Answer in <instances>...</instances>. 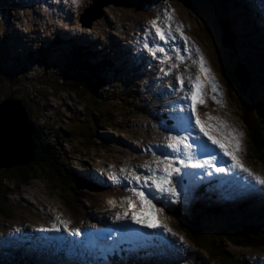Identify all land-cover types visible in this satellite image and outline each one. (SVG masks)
Masks as SVG:
<instances>
[{
    "label": "rangeland",
    "instance_id": "obj_1",
    "mask_svg": "<svg viewBox=\"0 0 264 264\" xmlns=\"http://www.w3.org/2000/svg\"><path fill=\"white\" fill-rule=\"evenodd\" d=\"M237 1L238 4H234L230 0L229 11L224 14L225 18L232 22L234 36L231 34L230 39L235 38L234 49L232 46L222 47L223 45L219 41L218 20L211 24L210 18L207 17V22L204 24V18L198 12L199 9H197L198 11L195 7L193 9L187 0H126L106 7L105 15L95 21L91 27H85L82 19L86 20L89 17L90 13L86 9H89L93 0H77L76 3H73V0H0V52L3 54L2 49H6L8 51L7 58H9V62H7L4 59L6 57L0 53V87L6 89L12 82L14 77L11 78L10 74H12L11 67L13 65H18L13 72L17 76L24 69L25 74L28 75L24 80L25 86L22 84L16 88L18 90L25 88L23 94L27 97V104L32 102L30 104L33 106V115L39 130L51 134L54 146L58 144L63 151L62 158L67 161L68 169L75 171L85 180L96 182L94 184L98 186L97 189L104 191L102 193L91 192L84 196L79 189H75L73 192L71 190V186H74L73 179L69 178L67 174L58 175L57 171L55 172L53 169L49 171L47 168H43L42 171H39L38 176L17 189L14 187L20 182L4 179L2 183L9 192L6 203L13 205H6L7 212L1 210L9 216H0V264H60L58 260L61 258L58 250L71 251L70 241L74 242L75 251L81 250V253L85 257L87 256L85 261L79 259L78 264L86 263L89 256L92 260L91 264H111L99 256L97 259L91 255L92 248H87L84 241L88 240V246L92 245L91 241L96 245L104 243L89 229L99 228L100 222L113 221L111 218L114 217L113 214L117 210L122 209L121 204L126 207V198L133 197L130 188H142L146 195L153 199L156 190L151 185V180L146 182L147 186L144 181L145 176L152 175L148 168L156 169L158 167L157 158L161 160L164 156H168L170 159L176 158L177 154L164 146L169 142L168 137L175 133L174 129H168L170 123L173 122L176 128L177 122L173 117L171 121L166 111L164 115L158 114L161 113V108L173 111L175 104L181 103V97L188 94L189 78H194L195 74L199 72L198 65L193 63L195 50L185 51L186 46L191 48L194 44L199 48L206 67L211 70L217 85L213 92L208 87V82L205 81L203 92L205 103L199 107L202 109H199L198 115L202 120L211 124H213V120L208 121V115L217 117L226 125L225 128L216 123V126L220 127L222 131H227L230 128L240 134L242 163L255 174L264 177V163L256 160H259L258 156L254 157L255 153L259 151L258 144H253L251 141L252 134L257 139H264V105H259V102H264V32L262 31L264 28V0H245L244 6L239 5V0ZM201 8L205 9L204 6ZM204 12L209 13L212 17L209 9H205ZM166 14L171 15L172 19H167ZM216 15L218 16L217 13ZM234 17L235 19H232ZM153 19H158V24L163 27L165 33L169 34L165 40H160L156 35L149 36L142 28L139 30L134 27L131 30H126L129 23L135 25L137 21L149 22ZM177 27L181 28L184 36L188 37V41H185L176 31ZM256 27L258 28L255 29ZM258 29L260 31L255 33L254 31ZM8 32L10 35L2 37ZM86 32L90 34L89 38L84 36ZM173 34H176L174 39H167ZM131 35L136 39L132 40V44L125 51L123 49L126 44L125 38L133 39ZM57 37H63L62 40L67 37L83 39L88 43H90V38L96 37V40H99L101 45L98 46L95 42L97 45L95 49L84 48L82 45H86L85 42H73L79 48L80 53H84L82 59L89 66L93 65L94 68V66L102 65L104 61H107L106 66L109 68L105 69L104 75L102 74L105 78L104 88L93 96L97 102L92 101V97L89 96L92 93L85 87L55 90L50 87L47 96L46 89L49 86V78L48 72L43 67L44 62H37L33 67L26 62L29 60L26 59L28 51L32 48L51 46ZM106 43L109 48L105 50L103 48L107 46ZM141 43H143L144 51L148 49L144 47L145 43L148 44V47L150 46L151 52H155L157 48L165 50L163 53L156 52L155 56L149 55L152 57L151 64L154 70L138 64L142 57ZM3 45H6L7 48ZM99 49L101 51L97 52ZM52 50L56 51L57 49L54 47ZM18 55L21 56V59L16 61L15 57ZM165 56L168 59H164ZM177 56L183 57V62L178 60ZM54 57H49V60L53 61ZM64 57H73V55L67 53ZM120 58H126L125 65L120 63ZM156 61H158L157 67L153 64ZM236 62L242 63L247 70L250 76L249 84L242 85L237 78L232 77L235 70L232 66L237 65ZM128 67H133V75L139 77H132ZM226 67L227 73H224L222 68ZM101 72L102 70H100ZM115 74L118 76L114 78ZM200 75L204 80V75L202 73ZM5 76H8V79ZM178 76L185 82L183 88L177 83ZM126 82H131L128 90L130 95H123L127 90ZM241 85L245 90L243 96L239 95L242 89ZM7 96L4 95L1 99ZM135 96H138L140 100H136ZM29 98L33 100L31 101ZM246 99L248 100L249 126L242 119L244 113L242 100L246 101ZM94 105H98V107L91 109L90 107ZM148 109L150 110L148 111ZM89 111L90 114H87ZM98 112L101 122L95 124L96 122L92 119L97 117ZM84 115L86 119L80 121L79 119L83 120ZM72 116L79 117L78 121L72 119ZM87 117H91V119L88 120ZM62 126L72 128L73 132L61 140L58 137L55 138L54 134ZM91 126H94V129L91 130ZM93 133L96 134L95 140L90 138V134ZM55 149L58 150L57 147ZM146 164L148 168L144 167ZM159 166L162 167V165ZM176 166L182 165L177 164ZM17 167L22 166H15L12 169ZM6 170L9 169L6 168ZM133 172L140 176L141 184L138 185L135 181L129 184L128 180L123 179L125 176L131 179ZM112 175L120 177L119 181L111 180L109 177ZM239 189L245 190V196L256 190L252 189L247 181H244L243 186H239ZM185 191L187 194L181 195L185 198L183 212L186 213H190L191 209L195 214L207 213L208 208L212 207L206 201L207 199L210 200L209 202L224 203L222 207L226 210L230 207L226 199L240 200L237 194L234 199H228L234 193L226 195L213 190V188H207L205 191L199 189ZM262 193L264 196V191ZM262 199L264 203V198L262 197ZM167 201L168 203L163 204L164 206L170 205V200ZM159 203L157 199H153V204L158 209L162 207L159 206ZM255 204L254 207L260 203ZM232 207L229 208L230 213L227 217L233 216L231 209H237L233 205ZM165 208L166 210L162 208V212H157V218L162 225L170 226L169 228L177 233V238L167 236L163 227L149 231L151 236L149 233H145L140 238H126L125 241L128 240L127 243L135 247L133 249L136 253V261H133V264H223L222 260L212 257V253L208 251L210 250L208 243L202 241L203 247L194 244L187 229L184 228L185 224L184 227L173 225L171 216H182L183 214H181L179 206ZM196 208L198 211L195 210ZM89 213L90 216H93V222L91 219L88 222L85 221V217ZM229 222L236 224L235 237H238L241 232L239 224H250V221L244 217L231 218ZM53 223L58 226L59 230L50 231L53 236L50 237L48 247H46L41 238L44 234L39 232H42L47 224L48 229H51ZM65 224L69 231L63 230ZM190 227L198 229L196 226ZM30 229H34L33 233L36 235H30L32 238H25L24 236ZM73 229H79L83 233L80 235L70 234ZM219 229L220 227H208L205 231L210 240L215 238L218 244L220 240H223V236L225 237ZM59 232L64 233L65 237L60 239L57 235ZM154 233L165 235L164 245L158 241L157 235L155 239ZM79 236L80 238H78ZM178 237H183V242ZM108 245L110 249L112 245L109 243ZM52 248L54 249L52 250ZM225 248L231 255L230 259L227 258L228 260L235 261L238 258H245L250 260L249 264H257L258 259L264 261V249L230 244L225 245ZM46 255L50 261L47 260L48 258L42 259ZM74 255L76 254L74 253ZM74 257H71V261ZM67 259H69L68 255H66ZM117 261L120 263L125 260L118 258Z\"/></svg>",
    "mask_w": 264,
    "mask_h": 264
},
{
    "label": "trees",
    "instance_id": "obj_2",
    "mask_svg": "<svg viewBox=\"0 0 264 264\" xmlns=\"http://www.w3.org/2000/svg\"><path fill=\"white\" fill-rule=\"evenodd\" d=\"M190 5L194 8L199 9V13L201 14V16L204 18L205 22L206 21V17L211 18V16L209 15V13H205V9L209 8L210 4L213 5V7L216 9V12L218 14L219 17L221 18H225V13H227L229 11V8L231 6V2H229L230 0H187ZM205 7V9L203 10L201 7ZM217 15L214 16V19L212 20V22L216 21L219 19ZM233 19V18H232ZM232 25V22H231ZM207 26V24H206ZM59 41V40H58ZM4 47H6V45H3ZM52 46L48 47L47 50L45 51L44 49H39L38 51H35L31 54L28 55V57H26V59H29L30 61H35V62H30L29 60H27L26 62L29 64H35L37 62H44L43 63V67L46 70V72H48V78H49V86L48 89H46V93L47 96L49 95V88L52 87L54 90L55 89H64V88H87L89 89V92L92 93L89 96H91L92 101L97 102L95 99V97H93L94 95H96L97 91L101 90L104 88L105 85V78L102 76V74L104 75L105 69H108L109 67L106 66L107 61H104L102 65L99 66H94V68L92 66H89L88 63H86V61L84 59H82V55L84 54H80L77 51H73L70 48L66 49V51L69 52V55H73V57H64L68 52H66L63 56L61 55V53L57 56L54 57L53 61L49 60V54L50 52H52ZM7 48V47H6ZM2 52H0L2 55H4L5 60H7V62H9V58L7 55V50L6 49H2ZM21 59V56L18 55V57H15V60L18 61ZM64 59V60H63ZM63 60V61H62ZM54 62V63H53ZM24 64V63H23ZM241 64V63H238ZM91 65V64H90ZM8 66V64H7ZM18 65H13L11 67V78H13L12 82H10V85L4 89L2 87H0V99L2 96L4 95H12L14 97L17 98H21L23 99L26 103L27 101V97L25 96L24 90L25 88H20V90H16V86H21L22 84L25 86L24 84V80L27 78V73L25 74V70L23 69L20 73L19 76L13 74L14 70L16 69ZM236 66V65H235ZM234 65L232 67H235ZM13 68V69H12ZM8 70V69H7ZM100 70H102V72L100 73ZM224 72V71H223ZM253 76H256V74H252ZM6 77V76H5ZM46 77V76H45ZM256 77H260V76H256ZM6 79H8V76L6 77ZM9 84V83H8ZM1 86V85H0ZM238 87V85H237ZM3 90V91H2ZM22 91V92H20ZM3 92V93H2ZM20 93H22L23 95H21ZM57 93V92H56ZM243 88L241 89V91L239 92L240 96H243ZM2 94V95H1ZM106 94V93H105ZM127 94V92H125L123 95ZM129 95V94H128ZM251 95V94H250ZM32 98V97H31ZM29 98L31 101L33 99ZM248 100H242V107H243V117L242 119L246 122L247 126H249L248 124V117H247V110H248ZM32 103V102H30ZM28 104V108L29 111L31 113V120L35 129V141H36V145H37V159L34 163L32 164H28L26 166H22V167H17L14 169H1L0 170V216H5L6 214H4L1 210L4 211H8L7 208L5 209L6 205L11 206L12 203H6V201H8V195L9 192L8 188L6 186L3 185L2 181L6 178H8L9 180H16L17 183L20 182L19 184L16 185V187H14L15 189H17L19 186H21L22 184L26 183L27 181H29L30 179L38 176L39 171H42L43 168H47L50 170H54L58 175H62V173L65 175L67 174L69 178L74 180V186H71V190L73 192H75V189H79L81 190V194L84 195H88L91 192L95 193V192H104L102 190H98L97 187L93 181L91 180H85L81 175H79L78 173H75V171L70 170L67 168V161L64 160L62 158L63 155V151L62 149L58 146V144H56V146H54V139L51 137V134L49 135V133L46 132H41L38 128V124L36 122V119L33 115V106L31 104ZM264 102H259L260 106H263ZM96 104V103H95ZM253 104V103H252ZM250 106V105H249ZM98 107V105H94L92 108H96ZM87 111V109H86ZM96 111V110H95ZM87 114H90V111L87 112ZM85 114V115H87ZM99 112L97 113V117L95 119H92V121L96 122L95 124L101 122V120H99ZM264 114V113H263ZM83 117V120L79 119V117H74L72 116V119H75L76 121L77 118L80 121H84L86 119V117ZM88 120L91 119V117H87ZM93 123V122H92ZM261 123V121H260ZM94 124V123H93ZM94 129V126H91V130ZM72 128L70 127H63L56 131L54 134L55 138H60L62 140V138H66L65 136H68L72 133ZM85 135V134H84ZM93 135V136H92ZM90 138H93L95 140V136L96 134H90ZM50 137V138H49ZM79 139H82L81 137H79ZM251 141L253 144H258V148L259 151H257L255 154V158H259L256 159L257 161H260L261 163H264V139L259 138L257 139L256 136L252 134V138ZM91 143V142H90ZM57 147L58 150H56L55 148ZM257 148V147H256ZM65 161V162H64ZM120 193L122 194V190H119ZM89 198V196H88ZM88 202L90 200H87ZM164 207V206H163ZM166 207V206H165ZM224 207L222 206H212L210 208H208V212L205 213L207 215H205L204 213H200V214H195L192 212V210H190V213H186L183 212L185 209L182 206H179V209L181 210V214L180 215H172L171 217V221H173V225H176L178 227L182 226L185 224V227L188 231V235L191 237V239L193 240L194 244H197L198 246H202V241H205L206 243H208V245H210V250H208L209 252L212 253V257H215L218 260H222L223 264H247L245 263L242 258H238L235 261L233 260H228L227 258L231 257V255L226 251L225 245H244V246H248L250 248H256V249H264V213L263 215L260 216H256V217H247V221H250V224L254 225V226H258L262 228V232H259L258 235H252L249 234L247 238H241L242 236L238 235V237H235L234 233H237V231H235L234 228H236V224H233L230 221L231 218H237L238 216L234 215L233 212V216L232 217H227L228 213H230V210H226L223 209ZM246 206L243 205L242 209H245ZM178 209V210H179ZM189 209V208H188ZM179 210V211H180ZM196 211H198V209H195ZM233 211V210H232ZM243 212V211H242ZM193 213V214H192ZM193 215V216H192ZM9 216V215H6ZM174 216V217H173ZM253 216V215H251ZM11 217V216H10ZM86 218V217H85ZM240 218V217H238ZM175 219V220H174ZM190 226H196L197 228L194 227H190ZM208 227H213V228H219V230H221L223 233V235H225V237L223 236V240H220V243L218 244L215 240V238H212L210 240V238L208 237V235L205 234V231L207 230ZM237 235V234H236ZM224 242V243H223ZM203 247V246H202ZM230 259V258H229ZM136 261V260H134ZM132 262V260L130 261Z\"/></svg>",
    "mask_w": 264,
    "mask_h": 264
},
{
    "label": "snow or ice",
    "instance_id": "obj_3",
    "mask_svg": "<svg viewBox=\"0 0 264 264\" xmlns=\"http://www.w3.org/2000/svg\"><path fill=\"white\" fill-rule=\"evenodd\" d=\"M77 0H73L76 3ZM167 15V14H166ZM167 19L171 20V15H167ZM151 27L155 30V35L160 40H165L168 33H165L163 27L158 24V19H153L149 21ZM177 32L180 33L181 37L188 41V37L184 36L180 27H177ZM145 48H148V44L145 43ZM195 50V58L193 63L198 65L199 72H197L194 78L190 77L187 87L188 94L185 97H181L182 107L177 109V114L173 116L176 120V135H170L168 137V143L164 146L170 149L171 152L176 153L175 159H170L168 156H164L163 160L157 158L158 167L156 169L148 168V165H144L148 168L149 172L152 173L151 176H145V186H147V181L151 180V185L154 186L156 190V195L153 199H157V202L166 200L167 196L165 194H171V196L177 195V188L183 182V175L186 174L184 170L188 168L192 169H203L205 167L214 169L216 173H225L229 169L224 166H217V156L212 154V150L209 147V143L223 156L228 157L231 161V168L238 169L239 171L246 173L252 180L255 181L257 185L261 186V190L264 191V177L253 173L248 167H246L239 156L241 152V140L240 134L236 133L234 129H227V131H222L220 127L214 124L208 123L200 118L197 112V106L203 105L205 103L203 99V92L205 88V81L208 82V87L215 92L217 85L215 84V78L211 74V70L206 67V62L203 55L201 54L199 48L195 47L193 44L191 48L186 46L185 51ZM165 50L163 48H157L155 52H151L153 56L156 52L163 53ZM164 59H168L165 56ZM177 59L183 62V57L177 56ZM175 67V65H173ZM163 71V69H161ZM204 75V80L201 79V75ZM167 75V73H165ZM177 83L183 88L185 82L179 76L177 77ZM215 99V97H214ZM190 101V103H189ZM187 115H184V114ZM208 121L216 120L217 123L226 128L223 121L219 118L208 115ZM198 130V132H197ZM186 134L181 135L180 132ZM203 138H206V141ZM182 153V157L179 155ZM203 157V158H201ZM177 164L182 165V167L176 166ZM159 165H162L160 167ZM123 172V169H121ZM159 173V175H156ZM211 174V173H209ZM113 181H119L120 177L112 175L109 177ZM123 179L128 180L131 184L135 181L136 184H141V178L135 172L131 173V179L127 176ZM174 180L176 183H174ZM130 191L133 193V197H128L127 206L125 207L121 204L122 211H118L114 214V222L130 220L133 224H138L149 229H156L163 227V231L166 234H170L173 238H177V233L173 232L166 224L162 225L161 221L157 218V212H162V208H156L153 204V199H150L142 188L132 187ZM169 203H175V200L169 201ZM59 219V218H57ZM61 223H64L61 221ZM49 231H58V226L53 223ZM65 231H69L67 225L64 227ZM70 234L79 235V229L71 230ZM178 239L183 242V237H178Z\"/></svg>",
    "mask_w": 264,
    "mask_h": 264
},
{
    "label": "water",
    "instance_id": "obj_4",
    "mask_svg": "<svg viewBox=\"0 0 264 264\" xmlns=\"http://www.w3.org/2000/svg\"><path fill=\"white\" fill-rule=\"evenodd\" d=\"M125 1L126 0H93L89 9H86L90 15L86 20L82 19L83 25L90 27L94 21L104 16V8ZM203 23L205 24V20ZM219 25V33L221 31L219 41L222 43V47L228 48L231 44L235 49V38L230 39L232 35L234 36L230 29V23L221 18L219 19ZM234 68L235 70L232 77L235 79L237 78L242 85L249 84L250 77L247 70L242 67V65H238ZM222 69L224 73H227V67ZM242 88L243 91H245L243 86ZM36 159L37 145L35 141V129L31 120L28 104L23 99L12 95L1 99L0 170L32 164ZM249 234L258 235V233L255 230L253 231L250 227H243V231L240 235L247 238Z\"/></svg>",
    "mask_w": 264,
    "mask_h": 264
},
{
    "label": "bare ground",
    "instance_id": "obj_5",
    "mask_svg": "<svg viewBox=\"0 0 264 264\" xmlns=\"http://www.w3.org/2000/svg\"><path fill=\"white\" fill-rule=\"evenodd\" d=\"M239 5H241V6H244L245 5V0H242V1H240L239 0ZM108 7V6H107ZM105 11V10H104ZM233 19H235V17L233 18ZM258 27H256L255 29H257ZM235 29V28H234ZM254 29V30H255ZM262 31L264 32V28L262 29ZM259 36H261V34H259ZM230 46H231V44H230ZM229 46V47H230ZM94 57V56H93ZM257 76V75H256ZM37 106V105H36ZM13 205V204H12ZM9 214V213H8ZM6 216V215H5ZM4 216V217H5ZM57 235L59 236V238L60 239H62V238H64L65 237V234L64 233H62V232H59V233H57ZM99 240H101L102 242H104V240H103V237L102 236H99ZM97 243H99L98 241H97ZM69 245H70V248L72 249L71 251H69V252H71V254H72V256H75L74 255V253L76 254V251H75V249H74V246H75V244L72 242V241H70V243H69ZM87 246V248H91L90 246H88V245H86ZM107 246H109L108 245V243H107ZM84 247V246H83ZM111 248V247H110ZM67 250V249H66ZM90 252H92V250L90 251ZM87 259V256L85 257L84 255H83V258H81V261H85ZM60 260V259H59ZM75 263H76V261H75ZM77 263H79V261L77 262ZM76 263V264H77ZM83 264H85V263H83Z\"/></svg>",
    "mask_w": 264,
    "mask_h": 264
}]
</instances>
